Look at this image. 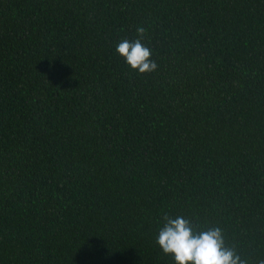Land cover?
Segmentation results:
<instances>
[{
    "label": "trees",
    "instance_id": "1",
    "mask_svg": "<svg viewBox=\"0 0 264 264\" xmlns=\"http://www.w3.org/2000/svg\"><path fill=\"white\" fill-rule=\"evenodd\" d=\"M164 214L264 259V0H0V264H174Z\"/></svg>",
    "mask_w": 264,
    "mask_h": 264
},
{
    "label": "clouds",
    "instance_id": "2",
    "mask_svg": "<svg viewBox=\"0 0 264 264\" xmlns=\"http://www.w3.org/2000/svg\"><path fill=\"white\" fill-rule=\"evenodd\" d=\"M136 32L137 39H122L115 51L139 74L154 72L158 65L151 59L152 50L142 43L145 29L138 27ZM155 242L165 255H171L174 264H250L235 246L226 243L221 227L197 228L182 215L164 214ZM255 264H264V259H257Z\"/></svg>",
    "mask_w": 264,
    "mask_h": 264
}]
</instances>
